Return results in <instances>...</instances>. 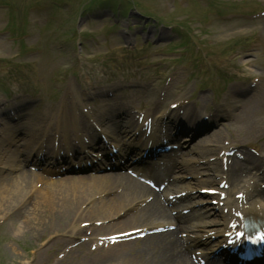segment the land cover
Returning <instances> with one entry per match:
<instances>
[{"label": "rangeland", "instance_id": "374dc122", "mask_svg": "<svg viewBox=\"0 0 264 264\" xmlns=\"http://www.w3.org/2000/svg\"><path fill=\"white\" fill-rule=\"evenodd\" d=\"M58 1L62 4H68V0ZM101 1L102 0H78L76 7L80 6V11H85L88 7L91 8V6L96 3H102ZM116 1L122 2L123 0ZM138 1L145 5L149 9V12L158 13L166 22L178 24V27H183V29L177 28L174 32H170L169 35L171 39L161 40L158 44H150L148 46V50L150 51L147 55L150 56L149 62H156L154 60L158 59V61L164 60L169 62L171 65L180 64L181 71H183V66L187 68L184 72L185 76L181 77L178 82L175 83L176 86H181L189 81L186 94H184L185 98H190L189 95H192L195 88H198V85L201 84L196 77H193L191 80L192 75L190 72L192 70L198 73L202 72L211 84L214 85H218V82L223 84L222 80H225L227 77H235V79L255 78L257 88H259L250 100L255 101L258 105H248L244 99H237L238 102H235L236 100L233 99L230 101L233 102V104H226L228 106L226 114L228 117H232V123L228 120L225 124L224 129H226V131L223 133V140L225 138L229 141L234 139L237 140L238 144L247 147V150L244 151L248 153H252L255 150L253 148H257L260 150L258 155L264 158V16L255 18L235 16L264 9V0ZM23 2V0H0V5L11 6V8L9 7L10 9L0 10V76H10L15 70L19 73L23 72L31 76V79L36 82L37 79L41 80V82H39L43 84L41 89L44 90L45 94L49 95L50 91L58 87L54 84V78H58V83L61 82L65 74L63 72L70 70L74 63L80 61V71L83 69L80 75H85L88 78V83L81 84L85 83V80H82L81 83L79 81L74 82L73 80L75 87H72V89L78 91L79 96H81L91 95L95 92L96 89L93 86H95L94 83L98 77L108 76L111 72L116 74L128 73L123 71L116 72L108 67L109 61L112 60L111 62H113L115 60L111 57L112 55L110 56L111 59L109 57L110 60H106L108 54L115 52L122 53L125 46H127L124 40L126 36L123 34L125 30L123 23L127 20H123L122 23L118 22L119 26L112 29L111 27L117 24V21L111 19V14H109V12L103 15H97L96 18H98V20L92 19L86 21L83 17L75 13L77 9H73L68 5L63 7V10L55 15L58 16V14H62L63 18L58 16V18L52 22L54 15L50 14L52 11L49 9L51 5L49 0H42L43 6L48 10V13L44 11H33L30 13L28 9H24ZM33 2L34 4H41V0H33ZM18 6H21V9H24L26 13L21 10L15 14L13 11L15 8H18ZM101 6L103 7L105 4L102 3ZM97 8L98 6L92 8V10L95 11ZM226 14H232L234 16L221 19V15ZM103 16H106V18H103ZM12 19H15L16 22L21 20L22 22L28 21V23L31 24V29L27 28L26 31L29 32L31 38L26 41L25 49H22L20 43H14L9 39L11 37L10 35L16 34L12 31L15 29L13 26L14 23L11 22ZM54 23L57 25V28L60 29H71L77 26L80 31H83L86 35L89 34L91 38L90 40H80L79 38L75 40L68 36L65 39L62 34H58V37L65 39V42L69 39V46L59 38L58 40H44V37L48 35V31L52 29L51 26L55 27ZM138 23H141V21H135L134 25ZM48 25L51 26L48 27ZM143 26L145 27L146 24L142 25L140 30H143ZM148 28L150 29V39L148 40H151L153 39L152 34L156 27L154 28L150 25ZM9 30L11 31L10 35L7 36L2 34L3 31ZM143 32H146V30L144 29ZM256 33H258L257 36ZM136 39L139 40V47H141V41H143L144 37L137 35ZM47 41H49V44L45 46V42ZM251 41H260L263 43V46L256 47L253 50L250 49L247 52V47ZM52 42L57 43L53 44ZM194 43H197V46H201L202 44L206 45L204 47V52L207 53L206 58L201 56V51L196 50ZM61 44H63V47L58 51L55 45L58 46ZM33 48L42 49L41 53L25 55L26 50H32ZM232 52L238 53L236 54L238 56L228 59L229 54ZM175 54L178 56H175ZM88 70L101 72L103 76L96 74L92 76L91 80L87 75ZM73 72L75 71H72V73ZM136 72L139 74L141 73V71H135L134 73ZM166 72L167 70L165 69L161 71L162 74ZM134 73L132 74L133 80L138 78L134 76ZM104 79L106 78L104 77ZM69 80L66 81V85ZM70 82L72 83V81ZM142 83H144V81H138L134 84L136 91L132 87L128 93L123 94L119 92L118 96L124 98V101L137 100L138 96L136 94L139 95L138 91L144 94L149 93V90L146 92L145 89H142L143 86L149 83L146 82L145 85ZM34 86L35 82L31 85V88ZM150 93L152 94V103L157 98L155 85L150 88ZM130 95H133V97L131 98ZM204 95L211 96L208 91L202 92L200 97L202 98ZM82 101L83 100H81L80 103H82ZM207 101H209V98H207ZM88 103H92V101H88ZM135 103L139 106L141 102L137 100ZM37 104V102L30 104L27 114L31 115L29 117L30 119L37 118V121L41 122V118H39L41 110L38 109L40 105L36 108ZM92 108L98 110L99 105H93ZM232 112L233 114L231 115L230 113ZM20 125L27 126L28 124H26V122H20ZM5 137L9 138L10 134L5 135ZM18 137H20L19 133L13 138L16 142L13 147H10L8 154H0V188L7 185L9 178L17 174L15 170L19 168V158L14 148L17 142L23 139V137ZM217 153L218 150L211 153V157H214ZM16 159L17 162L15 163ZM259 161L264 162V159ZM216 164H218V162L214 161L210 166L214 167ZM32 179L33 182L28 190H26V193H29L27 195L28 202L22 206L21 203L24 201L23 200L15 208L14 206L21 199L20 197L15 202L14 206L9 207L6 211L0 212V264H53L56 261L54 257L56 250L60 246H67L68 248L71 244L70 239L78 238L76 235L80 233L76 232L72 234L74 230H77L79 222L83 221L78 218L79 216L72 217V219L65 218L64 220L60 218L58 210L55 209L47 212L53 214V219L47 222L36 216L38 212H43L42 204H38L39 202L43 203L46 197V195L44 196V194H40V192L42 190L44 191V189L46 190L48 184L62 183L45 179L43 184L38 182L37 179ZM68 190L69 189L65 192L63 191V196L59 197L60 200H66L67 198L65 197L67 195H69V199L74 196L73 194H68ZM59 193L60 191L58 194ZM81 202L82 200L80 202L73 201L71 203V209L73 208V211H78L79 209L77 214L85 211H82V206L84 205ZM32 206L33 208L30 210ZM29 210L30 212H28ZM45 210L46 209H44V211ZM27 213L28 223L24 218ZM39 221L43 223L39 224ZM83 252L84 251L80 249L77 254L68 256L69 259L60 264H88L86 259H89L91 263L93 260H98L95 255L93 257L92 255L89 257L84 256ZM128 256L132 259L135 255L127 254L126 257ZM130 259H126V263L131 261L132 264H141L139 260ZM121 263L124 264L125 262L122 261ZM92 264H96V262ZM105 264H108V262Z\"/></svg>", "mask_w": 264, "mask_h": 264}, {"label": "bare ground", "instance_id": "6f19581e", "mask_svg": "<svg viewBox=\"0 0 264 264\" xmlns=\"http://www.w3.org/2000/svg\"><path fill=\"white\" fill-rule=\"evenodd\" d=\"M221 137L222 133L219 132L213 137L211 141L219 142ZM32 178H35L38 182H40L39 176L22 172L19 178L16 179V181L10 179L9 181H7V185H5L3 188H0V212L6 211L9 207L14 206L15 202L20 197L21 199L14 206L15 208L21 201L26 200L27 195L29 194L26 193V190H28L29 186L33 182ZM61 183L62 184H48V186L46 185V190L44 189V191L42 190L40 192V194H44V196L46 195V197L43 203L39 202L38 204H42L44 212H38V214L36 215L38 218L43 219L46 222L53 219V214L47 213L49 210L53 209L58 210L60 218L64 220L65 218L72 219V217L75 216H83L82 213L77 214V212H79V209L78 211L74 210L75 212L73 211V208L71 209V203L73 201L80 202L82 200L81 203L85 205V209H90L88 210L89 213H87L89 219H98L104 221L105 219L111 218L112 216L120 213V211L130 206L138 205L143 199L146 198V196L151 195L153 196L151 202L141 209L137 210V212L133 216H131L130 222H149L152 220V218H157L170 220L173 221L176 226L178 225L177 232L162 235L155 239V243L158 247H154L152 249L153 251H149V254L154 256L151 260L155 261L157 259V253L155 251H158L160 252L158 253V257H161V262L159 264H193L190 260V252L185 253L184 250H181L182 247L186 249V246L188 245L185 244L182 238L179 237V234L183 231L192 232L195 230V228L189 226L188 224L183 227L180 226V219L173 216L169 212L165 203L161 199V196L156 194L150 187L145 186L137 180L126 175H123V178L117 175L93 179L78 178L71 181H62ZM112 187H121V193L116 198H109L110 196H108V193L112 192ZM189 187H193V185L191 184ZM67 189H69L67 193L73 194L74 196L69 199V195H67L65 197L67 198L66 200H60L59 197L63 196V191L65 192ZM59 191L60 193L58 194ZM92 193L94 194L91 195ZM101 194H103L106 199L101 201L100 207H97L100 203H88V201L92 199L93 196ZM33 206L30 210H32ZM44 209L46 210L44 211ZM30 210L28 212H30ZM216 216L220 217L219 213H216ZM27 217L28 213L24 217L25 221H27L28 223ZM38 223L42 224L43 222L39 221ZM118 224L121 225V222ZM207 226V224H204V226H199L194 232H196V234H203L204 232L206 233L208 229ZM200 237L201 236H197L193 241L196 242ZM143 246L146 247L145 243H143ZM146 248H143V250H146ZM148 250H151V248H149ZM141 252L142 251H138L137 253ZM111 257L112 260L109 262L110 264L113 262H118V264H120L122 261L125 262L126 259H129L126 258V255L123 253H120V255L115 254ZM135 257L137 258L141 256L137 254Z\"/></svg>", "mask_w": 264, "mask_h": 264}, {"label": "snow or ice", "instance_id": "6c2138e0", "mask_svg": "<svg viewBox=\"0 0 264 264\" xmlns=\"http://www.w3.org/2000/svg\"><path fill=\"white\" fill-rule=\"evenodd\" d=\"M241 235V234H238V236ZM262 239H264V237H261Z\"/></svg>", "mask_w": 264, "mask_h": 264}]
</instances>
